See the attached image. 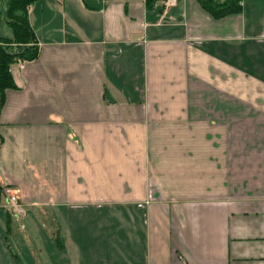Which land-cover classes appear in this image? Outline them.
<instances>
[{
  "label": "crops",
  "instance_id": "1",
  "mask_svg": "<svg viewBox=\"0 0 264 264\" xmlns=\"http://www.w3.org/2000/svg\"><path fill=\"white\" fill-rule=\"evenodd\" d=\"M27 18L38 53L0 108V264H264V0L220 18L37 0Z\"/></svg>",
  "mask_w": 264,
  "mask_h": 264
},
{
  "label": "trees",
  "instance_id": "2",
  "mask_svg": "<svg viewBox=\"0 0 264 264\" xmlns=\"http://www.w3.org/2000/svg\"><path fill=\"white\" fill-rule=\"evenodd\" d=\"M37 0H0V18L11 28V39L0 38V108L6 89L15 88L13 73L9 65L20 58L33 60L38 53L36 39L27 18V7ZM159 0H145L147 9L153 8ZM213 17L239 12L241 0H197Z\"/></svg>",
  "mask_w": 264,
  "mask_h": 264
},
{
  "label": "built area",
  "instance_id": "3",
  "mask_svg": "<svg viewBox=\"0 0 264 264\" xmlns=\"http://www.w3.org/2000/svg\"><path fill=\"white\" fill-rule=\"evenodd\" d=\"M176 3V0H161V5L163 9V13H166L170 7H172ZM25 63V60H22L20 58H16L10 65H9V71H14L16 68H22L23 64ZM4 195L7 197V200L10 204V208L14 210L15 212H21L22 208L17 202V197L11 192V190L8 187H5L3 189Z\"/></svg>",
  "mask_w": 264,
  "mask_h": 264
}]
</instances>
